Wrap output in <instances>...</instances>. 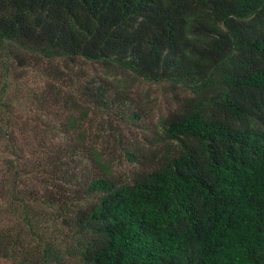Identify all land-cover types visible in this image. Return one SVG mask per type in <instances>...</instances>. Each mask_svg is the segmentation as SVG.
I'll return each instance as SVG.
<instances>
[{
    "label": "trees",
    "instance_id": "16d2710c",
    "mask_svg": "<svg viewBox=\"0 0 264 264\" xmlns=\"http://www.w3.org/2000/svg\"><path fill=\"white\" fill-rule=\"evenodd\" d=\"M78 58L174 93L127 177L80 127L127 104L107 76L54 127L20 120L16 70ZM0 154V264H264V0H0Z\"/></svg>",
    "mask_w": 264,
    "mask_h": 264
},
{
    "label": "rangeland",
    "instance_id": "374dc122",
    "mask_svg": "<svg viewBox=\"0 0 264 264\" xmlns=\"http://www.w3.org/2000/svg\"><path fill=\"white\" fill-rule=\"evenodd\" d=\"M56 62L66 71V80L48 78L40 69L32 66L22 70L26 72L24 75L20 73V70H16L15 79L22 83L20 92L23 102L19 113L22 117L20 120L28 115V124L31 126L39 127V129L54 127L59 123L60 118L64 119L69 112H77L79 105H82L80 95L76 94V89L73 87L84 81L85 73L89 76H107L115 85L114 89L117 88L118 92H122L118 94L114 90L115 94H118L116 98L127 99V104L118 103L113 107L91 105L88 117L80 127L85 126L91 134L89 143L94 142L99 147L105 148L106 155L113 163L115 175L127 177L130 170L139 166L138 162L129 158L126 151L133 150L142 159L141 162L147 163L151 155L150 151L157 145L154 140L156 122L159 116L167 114L175 104L174 93L169 84L144 80L130 71L108 67L83 58L73 61L68 59L67 64L62 59ZM80 69L84 71L83 74L77 72ZM49 81L55 82L64 90L62 95L70 93L73 100L69 98L68 102L64 103L62 99L56 100L51 94L52 97L46 99L43 106L41 101L38 102V99L29 91L32 88L41 89ZM38 113L40 120L36 116ZM56 140L58 143L74 142L69 136L62 134L58 135ZM70 263L82 264L77 259H71Z\"/></svg>",
    "mask_w": 264,
    "mask_h": 264
}]
</instances>
